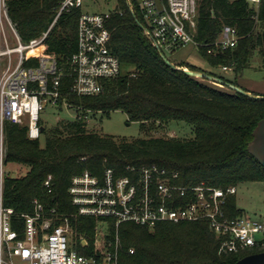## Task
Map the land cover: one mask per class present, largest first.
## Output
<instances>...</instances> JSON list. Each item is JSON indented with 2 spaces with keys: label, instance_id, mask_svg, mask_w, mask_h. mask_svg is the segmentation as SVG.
Listing matches in <instances>:
<instances>
[{
  "label": "trees",
  "instance_id": "16d2710c",
  "mask_svg": "<svg viewBox=\"0 0 264 264\" xmlns=\"http://www.w3.org/2000/svg\"><path fill=\"white\" fill-rule=\"evenodd\" d=\"M60 1L7 0L9 16L23 42L49 30ZM118 2L107 27L111 50L121 62V74L106 80L104 91L93 96L68 93L72 78L64 77L59 108H63L65 99L77 115L61 119L50 128L41 118L39 139L29 138L27 124L5 121L3 204L14 209L13 226L21 234L23 215L34 214L41 204L54 225L68 217L73 234L93 235L96 220L78 215L69 194L73 176L85 170L101 175L111 168L122 176L157 166L179 173L178 182L182 184L206 182L222 188L264 181V167L248 150L258 122L264 119V99L248 97L229 86L250 91L238 83V78L251 66L255 53L264 68V0L258 9L244 0H198L194 37L214 70H202L187 62L175 64L202 70L222 79L223 85L168 66L137 22L147 26L140 1ZM81 13L78 8L62 14L41 45V53L53 55L66 72L77 48ZM226 25L236 29L237 45L209 54L208 49L214 47ZM37 61L33 57L32 62ZM223 67L231 73H224ZM114 110L140 122L145 131L185 122L194 135L121 139L89 129L90 113ZM49 176L52 180L46 186ZM225 210L232 217L245 216L235 195L229 197ZM106 231L113 240L117 233L114 220L108 219ZM118 233L122 242L119 264H235L247 255L264 251V246L237 253L223 251L225 237L217 235L204 220L165 222L154 228L125 222ZM131 248L134 253L129 252Z\"/></svg>",
  "mask_w": 264,
  "mask_h": 264
},
{
  "label": "built area",
  "instance_id": "2783aa9c",
  "mask_svg": "<svg viewBox=\"0 0 264 264\" xmlns=\"http://www.w3.org/2000/svg\"><path fill=\"white\" fill-rule=\"evenodd\" d=\"M84 1L61 0L49 30L39 38L23 42L9 16L7 0H0V264H16V260L23 264H119L122 242L118 228L125 222L154 228L165 222L204 220L217 235L225 237L221 247L225 252L264 246V223L260 219L232 217L225 210L229 197L237 193L236 186L182 184L178 182L179 173L157 166L131 175L118 176L110 168L101 175L85 170L73 176L69 186L72 203L78 215L96 220L93 235L73 234L68 217L54 225L53 219L44 215L41 204H37L34 214L23 215L22 234L14 228L15 211L3 204L5 121L27 124L29 138L39 139L42 112L47 105L59 107L64 77L72 78L68 93L93 96L104 91L106 80L121 74V62L111 50V32L107 27L112 10L84 12ZM139 1L147 22L145 31L165 55L189 44L199 46L194 37L198 0ZM244 1L257 9L262 3ZM78 8L82 13L77 48L66 72L53 55L41 53V45L59 17ZM130 9L133 10L131 4ZM237 42L236 29L226 25L208 53L235 47ZM33 57L38 58L36 63L32 62ZM63 106L71 105L64 99ZM51 180L49 176L45 185L50 186ZM108 219L114 220L117 228L113 240L106 231Z\"/></svg>",
  "mask_w": 264,
  "mask_h": 264
},
{
  "label": "rangeland",
  "instance_id": "374dc122",
  "mask_svg": "<svg viewBox=\"0 0 264 264\" xmlns=\"http://www.w3.org/2000/svg\"><path fill=\"white\" fill-rule=\"evenodd\" d=\"M118 3V0H85L82 10L84 12H104L115 9ZM7 33L11 35L9 30ZM166 57L173 63L179 64L186 61L202 70H214L197 45L189 44L172 53L166 52ZM260 65L261 58L258 53H255L251 58V66L244 70L243 76L238 78V83L250 92L264 95V68ZM227 72L224 71L226 74L231 73L230 70ZM76 115L77 112L74 108L63 106L61 109L47 105L42 112V120L45 126L50 128L59 120L74 119ZM88 127L93 131L121 139H137L149 136L191 138L194 135L192 127L185 122H174L170 126L157 125L153 129L145 131L140 122L129 120L127 114L121 110H114L109 113L98 112L94 115L90 113ZM235 198L237 206L245 216L258 218L264 223V181L239 183ZM15 262L16 264H23L19 260Z\"/></svg>",
  "mask_w": 264,
  "mask_h": 264
},
{
  "label": "water",
  "instance_id": "95a60500",
  "mask_svg": "<svg viewBox=\"0 0 264 264\" xmlns=\"http://www.w3.org/2000/svg\"><path fill=\"white\" fill-rule=\"evenodd\" d=\"M137 22L139 26L142 29H145V26L137 19ZM157 49L160 51V54L162 58L164 59L165 63L174 68V69H180L184 71L187 74H190L194 77H200V78H207L210 81L217 83L219 85H223V80L215 77L211 74H208L202 70H191L188 68H181L177 66L175 63H173L171 60H169L166 55L161 51V49L156 46ZM231 88L236 90L237 92L246 95L251 98L256 99H264V95H255L250 91H247L240 86L229 84ZM43 130V128H42ZM248 150L252 156H254L258 162L264 167V119L260 120L253 132V139L251 140ZM235 264H264V251L259 253H254L247 255L241 259H239Z\"/></svg>",
  "mask_w": 264,
  "mask_h": 264
},
{
  "label": "crops",
  "instance_id": "0c3cea01",
  "mask_svg": "<svg viewBox=\"0 0 264 264\" xmlns=\"http://www.w3.org/2000/svg\"><path fill=\"white\" fill-rule=\"evenodd\" d=\"M184 62H186V61H184ZM184 68H187V67H184Z\"/></svg>",
  "mask_w": 264,
  "mask_h": 264
}]
</instances>
